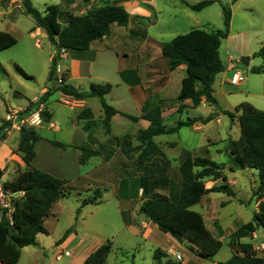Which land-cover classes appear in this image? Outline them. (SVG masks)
<instances>
[{
    "label": "rangeland",
    "instance_id": "obj_1",
    "mask_svg": "<svg viewBox=\"0 0 264 264\" xmlns=\"http://www.w3.org/2000/svg\"><path fill=\"white\" fill-rule=\"evenodd\" d=\"M29 1L41 14L48 6H57L60 11L72 15H83L91 8L105 5L118 4L125 8L129 13L127 25H112L110 35L95 43V49L103 50L97 52V58L90 67V74L77 71L67 80V83L82 90H88L90 83L111 84L112 92L104 96V101L114 109H122L131 116H135L136 111L124 100L123 84L127 81L120 77L118 69L130 70L131 80L142 81L144 86H150L153 91H157L159 87L167 83L168 86L163 95L170 97L168 98L171 100L170 104L177 107L178 103L174 96L178 94L179 79L185 75V72L169 73L166 60L161 56V47L175 36L192 29L223 30V8H229L231 17L228 37L221 41L219 53L222 63L225 66L232 63L233 70L226 73L228 85L219 97V102L222 111L232 112L234 117L230 119L222 111L220 113V108L217 109L216 114H212L208 106L195 107L184 113H177L171 120L166 118L164 124L170 126L177 121H185L187 118L196 116L202 118L212 116V119L201 128L184 126L177 134L162 135L156 141L167 144L169 156L187 152L192 156L209 157L214 162L222 164L223 173L236 185L232 188L235 192L233 196L213 193L210 200L204 198L191 208L202 215L208 231L220 243V248L210 259L199 258L195 245L187 240L183 239L182 244L174 239L170 241L169 237H165L158 230L148 239L143 240L124 229L114 210L116 200L124 204L129 201V208L133 209L140 202L138 198H134L136 185L139 184L148 189L149 194L152 191L155 192L154 189L156 192L164 191L167 187L160 185L154 188V180L151 178L139 180L144 171L136 162L139 154L137 148L140 145L136 140L138 131L131 125L127 127L115 125L113 129L110 128V133L106 134L101 119H94L95 124L91 132L97 144L92 146L98 151V155L91 157L81 167V172L87 174L94 171L90 177L101 178L102 182L96 185L83 182L80 186L82 188L91 185L87 190L86 188L79 190V186L70 183V195L59 200L44 221L47 234H38L36 246L22 249L18 264H69L75 256H70L74 243L65 249L50 250L49 247L57 246V240L61 239L65 233L67 238L73 231L77 233L79 239H86L90 244L89 247L97 244L98 241L110 240L112 249L106 264H216L225 262L231 257L236 248V245L231 243V235L248 224H252L253 232H247L248 234L240 238L238 242L251 246L260 257L264 258V228L252 222L253 214L262 212L261 206L264 208V196L261 199L253 196V191L258 186L257 171L254 169L232 171L230 169L232 163L227 155L229 143L236 141L239 137L238 113L234 110L238 105L253 99L252 96L243 93L246 86L249 85L251 91L256 90L263 79L262 75L252 72L253 67L261 64L260 58L252 56L264 45V0H74L73 5H66L64 0ZM202 1H211V3L198 12L189 8ZM60 22L62 26H65L64 19ZM32 26L33 20L23 13L21 0H10L4 6L0 4V31L13 35L17 40L14 46L0 52V142L6 141L11 151H14L18 145L21 128L32 129L39 135L44 133L45 127L50 126V119L49 121L43 119V114H48L45 106L52 109L58 123L70 117L71 114L68 107L55 103L58 98L57 93L48 98L46 105L38 103L45 92V90L41 92L42 88L51 85L47 77L55 48L50 45L44 32L42 34L31 32ZM243 56L252 58L248 67H243L239 63V59ZM56 63L54 78H56V84H59L58 79L67 72L59 68L65 69L66 61L59 59ZM15 66H18L27 77L20 74ZM237 72L241 73L244 82L237 86L230 85L232 75ZM30 102L32 105L29 110H26ZM90 105L96 118L99 115L103 116L97 98L90 99ZM74 121L79 122L77 118ZM79 125H82V122H79ZM124 135L130 137L128 147L123 141L116 143L113 140L114 137ZM62 140L66 141L63 138ZM101 144L104 147H99ZM174 144H176L175 148ZM108 149L113 150L110 156L111 161L108 165L100 164L99 162H103V157L107 155ZM36 150L38 161H43L46 157L51 160L54 157L52 161L57 165L58 176L71 178L76 174L77 165L69 158L71 155L46 152L42 145L36 146ZM4 153L2 147L0 157ZM16 157L19 158L16 154L10 156L5 167L0 168V191L3 182L11 181L15 173L23 168ZM152 160L153 158L146 162ZM177 165V160L169 161L170 171H174ZM220 183L216 181L214 184ZM177 188L178 185L173 182L169 186L172 199L176 196ZM95 191L102 195L100 204L81 205V199L92 196ZM18 196L6 195L4 201L0 198V208L7 210L8 216L12 209L10 200ZM140 198L144 199L146 196L143 195ZM225 198L228 200L226 204L222 203ZM135 211L136 218H141L142 214ZM131 215L133 216L132 212ZM141 221L146 224L149 222L145 217ZM142 222L140 226L144 228ZM156 251L157 259L155 260L154 252ZM66 252L69 253L68 256L65 255ZM60 256L61 258L58 259Z\"/></svg>",
    "mask_w": 264,
    "mask_h": 264
},
{
    "label": "trees",
    "instance_id": "obj_2",
    "mask_svg": "<svg viewBox=\"0 0 264 264\" xmlns=\"http://www.w3.org/2000/svg\"><path fill=\"white\" fill-rule=\"evenodd\" d=\"M66 5H72L74 0H64ZM132 1V0H124ZM235 1V0H233ZM10 0H1L2 6L8 4ZM211 3L202 1L189 6L192 11L198 12ZM23 13L30 16L33 20L34 28L41 29L47 36L48 42L55 48L49 66L47 81L51 83L39 98V104H45L48 98L54 93H60L75 101H84L90 98H97L103 112L101 124L106 134L110 133L111 118L119 114L131 122L139 119L148 122L145 130L137 132L136 140L140 143L137 148L139 154L136 162L149 170L151 176L142 179L154 180L155 187L160 185L167 186L166 160L162 151L154 142V138L178 133L181 127L192 126L200 122L205 124L212 119L209 116L202 118H187L185 121H178L172 127H167L162 118L165 108L173 107L169 99H160L157 94L148 95L139 117H134L109 106L104 101L112 85L109 83L95 84L90 83L88 90L73 87L67 83L69 79L68 71L60 76V83L56 84L54 71L57 61L60 59L61 51H85L90 44L95 41L107 38L111 32V26H125L129 21V13L125 8L118 4L94 7L83 15L65 14L57 6H48L43 14L39 13L29 0H21ZM224 29L205 31L192 29L187 33L175 36L171 41L161 47V56L166 60L167 70L172 72L179 66L184 65L186 75L181 81L180 91L175 101L178 103L177 112L181 113L184 109L182 104L190 100L194 107L200 105L202 99L213 106L217 102L213 97L212 84L215 76L224 70L220 59L221 41L227 39L230 23V9L223 8ZM65 20L62 26L60 20ZM31 30L34 31V30ZM16 38L0 31V52L16 44ZM261 59L259 67H253L252 72L264 75V45L252 56ZM16 70L24 77L27 75L18 67ZM121 78L128 83L131 80L129 71H120ZM32 102L29 103L26 110ZM238 113L239 137L236 141H231L228 145L227 155L231 160L232 171L234 169H254L258 174V186L253 191L256 199L264 196V112L256 110L247 103H242L235 108ZM230 119L234 114L229 111H222ZM82 122L81 128L87 133V142L76 147L80 152L79 165L83 166L87 161L98 155V151L93 148V135L91 132L95 124L93 114L90 109H82L76 116ZM43 119L47 121L50 115L44 113ZM49 121V120H48ZM130 137H114L116 143L122 141L128 147ZM40 140L39 135L32 129L21 128L19 130V141L13 154L18 155L23 163V168L18 170L11 181L2 184L3 194L19 195L10 200L11 212L7 215V210L0 208V264H18L22 249L28 246H36V236L47 234L44 221L49 216L53 206L70 193L69 182L64 179L56 178L47 172L38 170L32 166V161L36 156L34 147ZM52 146L61 149L72 148L60 142H50ZM128 154L124 152V154ZM153 158L149 166L144 163ZM160 161L165 167H160L153 162ZM159 166V167H158ZM159 174L156 175V174ZM179 178L176 196L172 199L171 189L169 194L152 192L149 197L142 200L139 206V213L145 219L156 225L162 233L174 232L182 239L194 244L196 254L199 258L208 260L220 248V243L212 237L208 231L203 217L200 213L191 208L197 205L201 198L209 193H223L233 196L227 177L223 173V165L211 160L209 157L192 156L187 152L181 153L179 166L177 169ZM220 181L206 188V182ZM142 194L146 195L147 190L141 186ZM102 195L95 191L92 196L81 199V205H97L101 202ZM252 222L256 226L264 228V213L253 214ZM252 224H248L231 235V243L236 245L234 253L225 262L216 264H264V258L260 257L251 246L239 244V239L253 232ZM66 233L58 240V244L66 238ZM112 249V242L105 241L91 252L82 264H106L107 257ZM157 259V251L154 252Z\"/></svg>",
    "mask_w": 264,
    "mask_h": 264
},
{
    "label": "crops",
    "instance_id": "obj_3",
    "mask_svg": "<svg viewBox=\"0 0 264 264\" xmlns=\"http://www.w3.org/2000/svg\"><path fill=\"white\" fill-rule=\"evenodd\" d=\"M32 28H34V25L32 26ZM31 29H30V31H31ZM34 32H35L34 34H36V33L42 34L43 31L39 28H36V29H34ZM99 41L92 42L90 44L89 48L85 51H71V50L62 51V54L60 55V60L66 61V68L65 69L59 68V70L68 71L69 79L77 71H81V72L83 71V72H86V74H90V67L92 66V64L95 62V60L97 58V55H98L97 52L103 50V49H95V47H96L95 43H97ZM52 51L50 53V56L52 54ZM50 56H49V62H50ZM116 60L117 61L119 60L117 55H116ZM251 61H252V58H250L249 64L251 63ZM260 65L255 66V67H259ZM223 66H224V70L215 76L214 82L212 84L213 97L217 102L216 106H213V105L207 103L204 98L202 99L200 105L197 106V107H207V106L210 107V109L212 110L211 111L212 114H216L217 109H219V108H220V110H219L220 113L223 110V109H221V106H220L219 97L222 96L223 92L225 91L226 86L228 85V82L225 78L226 73L233 70L232 63H229L227 66H225L223 64ZM118 71L120 72V71H124V70L118 69ZM127 71H130V70H127ZM175 71L185 72V75H186V68L184 65L179 66L176 70H174L172 72H175ZM169 73H171V72H169ZM185 75H182L181 78L179 79L180 85H181V81L185 77ZM259 75H261V74H259ZM262 77H263V79L261 80V83L256 90L251 91V89H250L251 87H249V85H247L245 88V91L243 93L247 94L248 96H252V98H253V99H251V101H248L247 104L251 105L256 110L264 112V75H262ZM229 83H230V85H233V84H231V82H229ZM167 86L168 85L166 83V84L162 85L161 87H159L157 91H155V90L153 91L150 86H144V83L142 81L130 80L129 83L125 82L123 84L124 100H126V103H128L134 107V109L136 111V115L134 117L140 116L142 108L144 106V103L146 102L148 95H150L152 92H153L152 95L157 94L160 99L166 100V99L170 98L167 95L166 96L163 95L166 91ZM234 86H237V85H234ZM43 90H46V88L43 87L41 92ZM179 91H180V88H179ZM179 91H178V93H179ZM111 92H112V89L109 92V94ZM57 94H58V98L55 101V103L63 105L65 107H68L69 111L71 112L70 117H66L64 119V121L58 123V122H56V120L54 118V113H53L52 109H48L47 106H45L48 114L50 115V126L45 127V131L43 134L39 133L40 140L35 144V147H34L36 156L33 159L31 164L34 168H36L38 170L47 172L56 178L64 179V180L68 181L70 187H71L70 183H75L79 187L82 186L83 182H90L91 185H93V184L96 185L98 183H101L102 182L100 180L101 178H98V177L94 178L92 176L90 177V175L94 171H90L87 174H85V173L83 174L81 172L82 166L79 165V162H78L80 152L76 149V147L87 142V133L82 130L81 125H79V122L76 123L74 121V119L76 118L77 114L84 108L90 109L93 116H94V119H96V120L102 119L103 116L99 115L97 118L95 117L94 111L90 107L91 106L90 105V99H92V98L84 100V101H75V100H72L68 97L63 96L60 93H57ZM176 96H174V98H176ZM182 104L185 107L181 113H184L186 110H191V109L195 108L192 105L190 100H186ZM177 107H178V105H177ZM177 107L173 106L171 108H165L162 112L163 121H165L166 118H169L170 120L173 119V117L178 113ZM116 110H118L119 112L125 113L124 111H122V109H116ZM51 111H52V113H51ZM125 114H127V113H125ZM192 118H202V117L196 116V117H192ZM202 119H205V118H202ZM180 121H183V120H180ZM198 124H200V122L194 123L191 127L194 129H198V128H201L204 126V124H201V125H198ZM110 125H111V129H113V127L115 125H121V126L124 125L125 127L131 125V127H133L134 130L139 131V130L147 129L149 124L147 121H144L142 119H139L136 122H131L127 118L122 117L119 114H116L111 118ZM173 125H170V126L166 125V126L172 127ZM174 134H177V133H174ZM92 135H93V133H92ZM158 137H160V136H158ZM158 137H155L154 141L157 144V146L160 148V150L162 151L164 156H166L165 158L168 161V164L166 165L167 171L164 174V177L167 178V182H166L167 183V186H166L167 189H164V191L158 190L157 192L168 195L169 194V186L172 184V182L175 183L176 185L179 182V178L177 175V169L179 166L180 155L175 156V154H174L172 156H169L167 154V151L169 150L166 146L167 144L166 143L164 144L163 142L156 141V139ZM62 138L65 139L66 141H63ZM93 139H94L93 145H96L97 143H96V139L94 138V135H93ZM52 141H56V142H60V143L66 144V145H70V146H72V148H67V149L56 148V147L51 145L50 142H52ZM5 142H3V141L0 142V149L3 147L4 151H5L4 155L2 157H0V168H2L3 166L5 167L6 163L10 159V156L11 157L13 156L10 145H7ZM171 143H173V142H171ZM3 144H5V145H3ZM38 145H42L45 148L46 152H52V154H53V152H58V153H62L63 155H71V157H69V158L72 160V162H74L77 165L76 174L71 178H69L67 176H58L59 170L57 168V165L53 164V161H52L54 159V157L51 160L49 157L48 158L46 157L45 160H43V161L39 160L38 161L39 158H37L38 154H37V150H36V146H38ZM175 145L176 144H174V148H175ZM99 147H104V146L101 144V146L99 145ZM114 147H116V146H114ZM112 152H113V150L108 149L107 155H105L103 157V162H99V163L100 164L104 163L105 165H108L109 162L111 161L110 156H111ZM17 159H18L17 162L19 163V165H23L20 158H17ZM176 160L178 161V165L176 167H174V171H170L169 161H176ZM36 163L38 165H36ZM149 164H150V162L144 163V165H146V166H149ZM154 164L159 165L160 167H164L160 161L153 162V165ZM34 165H36V166H34ZM142 168H143L144 174L141 175L142 178H139V180L144 179V177L146 178V176L152 175L149 172L148 168H147V170H145L143 166H142ZM156 175L159 176L158 173ZM214 183L215 182L208 181V182H206L205 186H206V188H210ZM227 183L229 184L232 192L235 193L232 188L236 185V183L234 181H232L229 177H227ZM91 185H88L87 187H83V188L84 189L86 188L85 190H87V188H89ZM136 187L137 188L135 189L134 198L136 197V198H138V200H140V202L136 205V207L133 209H130L129 208V206H130L129 201H126V204H124L122 201H119L117 199L116 203H115L114 210H115L116 214L118 215V218L121 220L122 225L125 227L124 229L127 232H129L135 236H139L143 240H146L156 230H158V228L156 227V225H154L151 222H148L147 224L143 223L141 221L142 219H144L143 215L141 218H138V219L134 215L136 212L135 210H137L139 212V206L143 200L140 197L144 195V194H142L141 185L138 184V185H136ZM74 188H76V187H74ZM83 188L80 187L79 190H82ZM154 188H156V187H154ZM146 190H147V193L144 196H146V198H147V197H149L150 194H149V190L148 189H146ZM154 190L156 192V189H154ZM152 192H154V191H152ZM212 194L213 193H209V194L204 195L201 200H203L204 198L206 200H210L212 198ZM69 195H70V193H69ZM58 202L53 206V208L51 210H53L54 207H56ZM227 202H228L227 198H225L224 201H222V203H225V204ZM99 204H97V205H99ZM97 205H91V206H97ZM260 208H261L260 211H262L264 213V208L262 206ZM131 212L133 213V216L131 215ZM52 215H54V214H52ZM141 222L144 224V228H142L140 226ZM163 234L165 237H169V239H171L170 241H172V238L170 237V235L168 233L167 234L163 233ZM170 241L168 242L169 246L171 245ZM56 242H58V240ZM72 243H74L75 245L71 248L72 253L70 256H74V255L75 256L73 257L72 261L69 262V264H82L84 259L91 252H93L98 246H100L104 242L98 241L97 244L92 245V247H89L90 244L86 241V239H79L77 233L75 231H73L72 233H70V235L62 243H59L55 247H49V249L50 250L53 248H58V249L64 248L65 249V248H68Z\"/></svg>",
    "mask_w": 264,
    "mask_h": 264
},
{
    "label": "built area",
    "instance_id": "obj_4",
    "mask_svg": "<svg viewBox=\"0 0 264 264\" xmlns=\"http://www.w3.org/2000/svg\"><path fill=\"white\" fill-rule=\"evenodd\" d=\"M243 81H244V78H243V76L241 75L240 72L234 73V74L232 75V78H231V84H233V85H238V84H240V83L243 82ZM58 82L60 83V78L58 79ZM34 118H37V116H34ZM5 197H6V196L3 194V192H2V187H1L0 198H2V201H4ZM65 255L68 256L69 253L66 252ZM59 258H61V256L58 257V259H59Z\"/></svg>",
    "mask_w": 264,
    "mask_h": 264
},
{
    "label": "water",
    "instance_id": "obj_5",
    "mask_svg": "<svg viewBox=\"0 0 264 264\" xmlns=\"http://www.w3.org/2000/svg\"><path fill=\"white\" fill-rule=\"evenodd\" d=\"M249 61H250V57H245V56H243V57H241V58L239 59V63H240L241 66H243V67H248V65H249ZM168 234H169L170 237H171L172 239H174L176 242H178L179 244H182L183 239H182L180 236H178V235L175 234L174 232H169Z\"/></svg>",
    "mask_w": 264,
    "mask_h": 264
}]
</instances>
